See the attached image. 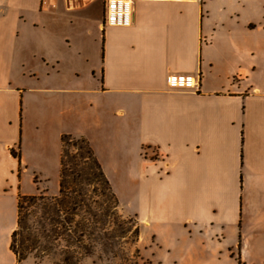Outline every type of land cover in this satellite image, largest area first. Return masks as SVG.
I'll return each instance as SVG.
<instances>
[{
    "label": "crops",
    "instance_id": "crops-1",
    "mask_svg": "<svg viewBox=\"0 0 264 264\" xmlns=\"http://www.w3.org/2000/svg\"><path fill=\"white\" fill-rule=\"evenodd\" d=\"M96 1L0 0V264L35 110L60 152L65 133L90 141L142 225L203 241L237 226L242 264H262L264 0H133L130 26L106 24ZM171 73L199 74V90ZM11 241L8 264H23Z\"/></svg>",
    "mask_w": 264,
    "mask_h": 264
},
{
    "label": "rangeland",
    "instance_id": "rangeland-1",
    "mask_svg": "<svg viewBox=\"0 0 264 264\" xmlns=\"http://www.w3.org/2000/svg\"><path fill=\"white\" fill-rule=\"evenodd\" d=\"M95 4L97 16L103 19V0H97ZM1 73L2 70L0 76ZM40 115L42 116V112L36 110L30 114L31 121L27 128L29 131L24 138V154L27 156L29 171L20 179L19 194L43 193L52 197L59 194L62 150L60 152L56 134L51 131L46 120L42 124ZM72 149L75 151V148ZM16 152L21 155V151ZM130 155H135L133 149ZM115 183L118 184L116 181ZM95 193L101 195L99 192ZM128 197L120 198L129 203L132 198ZM17 198L18 195L11 192L3 199L5 264L14 261V255L10 251V238L17 226ZM103 200L104 206L109 210L110 201L105 198ZM135 209L134 204L127 206L120 202L117 215L111 214L107 218V226L115 227L117 232L114 235L119 236L116 238L118 243L114 242L117 246H113V251L104 249L100 243L101 237L95 234L87 238L92 245L93 254L84 255V250L80 251L74 264H242L238 256L240 230L237 226L215 229L221 233L219 236H214L215 231H208V239L203 241L198 232L191 234V226L146 227L140 223ZM122 227H130V230L122 234ZM211 232L213 238H209ZM109 235L112 237V234ZM110 239L112 238L107 237L106 241ZM60 258L54 255L41 257L32 253L23 260V264H54Z\"/></svg>",
    "mask_w": 264,
    "mask_h": 264
},
{
    "label": "trees",
    "instance_id": "trees-1",
    "mask_svg": "<svg viewBox=\"0 0 264 264\" xmlns=\"http://www.w3.org/2000/svg\"><path fill=\"white\" fill-rule=\"evenodd\" d=\"M12 151L19 156L14 149ZM104 198L110 201L109 210L104 206ZM119 205L112 182L90 141L84 136L65 133L62 135L59 194L52 197L43 193L19 195L11 248L19 263L34 253L41 257L60 256L54 264H74L80 251L84 250V255L93 254L87 238L97 234L104 241H100L102 247L113 251L119 236L114 235L115 227L107 226V218L117 215ZM122 228V234L130 230V227ZM107 237L112 239L106 241Z\"/></svg>",
    "mask_w": 264,
    "mask_h": 264
},
{
    "label": "built area",
    "instance_id": "built-area-1",
    "mask_svg": "<svg viewBox=\"0 0 264 264\" xmlns=\"http://www.w3.org/2000/svg\"><path fill=\"white\" fill-rule=\"evenodd\" d=\"M106 24L110 26H130L133 22V0H106ZM168 83L172 87H185L199 90V74H169Z\"/></svg>",
    "mask_w": 264,
    "mask_h": 264
}]
</instances>
